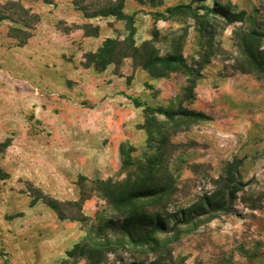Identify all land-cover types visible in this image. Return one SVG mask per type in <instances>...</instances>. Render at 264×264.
I'll list each match as a JSON object with an SVG mask.
<instances>
[{"label":"rangeland","instance_id":"1","mask_svg":"<svg viewBox=\"0 0 264 264\" xmlns=\"http://www.w3.org/2000/svg\"><path fill=\"white\" fill-rule=\"evenodd\" d=\"M72 1L22 0L41 18L24 47L0 23V264H89L68 253L104 234L110 243L94 264H264V76L234 69L238 35L258 32L264 47V0H126L135 45L179 53L193 71L163 78L131 59L101 71L90 65L88 55L127 31L113 17L83 18ZM180 5L197 17L166 13ZM83 25L98 27V37H86ZM145 106L204 118L159 115L160 127L147 132ZM159 132L171 143L164 165L174 194L161 211L171 219L157 235L160 247H131L120 241L123 216L99 183L137 178L156 155ZM230 174L241 189L226 211L205 208L180 224L172 217L200 205ZM42 196L62 205L64 220L35 200Z\"/></svg>","mask_w":264,"mask_h":264},{"label":"trees","instance_id":"2","mask_svg":"<svg viewBox=\"0 0 264 264\" xmlns=\"http://www.w3.org/2000/svg\"><path fill=\"white\" fill-rule=\"evenodd\" d=\"M40 1L45 5H52L53 0ZM126 0H73L72 5L85 19L113 17L125 24L127 36L123 40L106 39L103 45L94 54L87 56V60L96 70H104L109 65L119 66L123 60L131 59L135 67H140L154 77L163 78L172 73H180L189 76L193 73L189 69L181 54L159 56L151 41L144 42L141 46L134 43V19L125 14L124 6ZM209 13H217L216 8H201ZM166 13L174 17H197L191 5H180L169 8ZM204 14V15H205ZM40 16L31 8L26 7L22 0H0V23L10 24L7 32L8 38L14 40L18 47H24L33 36L35 28L40 23ZM83 33L86 37H98L99 28L91 25H83ZM69 31V30H67ZM263 36L258 32L238 35L235 39L239 57L235 60L234 69L240 74L264 76V47ZM137 107L141 104L135 102ZM144 124L142 129L147 132L152 128H159V115L166 122H174L176 117L183 121L193 123L204 118L203 114L192 111H171L163 108H151L145 106ZM160 140L156 149V155L147 163L138 166L137 178L130 177L121 184H113L111 181L100 182L98 191L114 211L123 216V221L118 229V236L124 245L131 247L152 246L160 247L157 235L165 233L168 219L171 216L163 214V205L174 194V180L170 170L164 165L168 148L171 143L162 132H159ZM5 142L1 147H8ZM162 167L163 171L158 173L155 168ZM220 188L209 197H204L201 204L195 206L190 212H181L172 216L181 218L180 223H188L187 218L203 212L207 208L210 212H224L229 203L236 198L241 189V183L236 182L230 174L220 178ZM42 200L52 209L60 220L65 217L61 210V204L46 196L35 197ZM84 199L78 202L68 203L70 206H81ZM245 203V201H243ZM255 205L251 209L255 210ZM106 225L99 230L104 232ZM102 242H95L89 237L83 244L75 246L68 253L71 257H85L89 264L98 261L101 252L108 247L110 240L106 234Z\"/></svg>","mask_w":264,"mask_h":264}]
</instances>
